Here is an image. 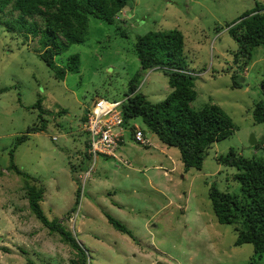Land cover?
<instances>
[{
	"label": "rangeland",
	"instance_id": "374dc122",
	"mask_svg": "<svg viewBox=\"0 0 264 264\" xmlns=\"http://www.w3.org/2000/svg\"><path fill=\"white\" fill-rule=\"evenodd\" d=\"M254 1L264 5V0H130L112 25L88 17L84 41L55 58L63 68L69 55L79 56L78 71L62 81L40 60L37 39L7 29L10 16L2 9L0 264H80L75 251L30 212L26 184L42 189L43 215L69 232L84 251V264H264V255L255 257L249 244L233 245V225L216 223L207 198L210 184L240 196L236 170L216 163L217 156L228 149L242 157L254 154L251 135L264 155V124H254L251 117L254 103L262 99L264 47L252 50L251 61L237 73L242 86L233 88L230 75L243 60L233 63L236 44L225 27ZM170 30L182 34V56L194 77L190 108L214 104L236 130L210 146L200 170L183 172L178 151L162 146L135 118L129 125L140 128L150 146L135 144L126 130L115 158L97 156L92 164L83 156L81 118L98 98L123 99L135 74L146 101L163 100L170 91L167 77L158 69L140 70L133 43L147 32ZM41 123L42 129L30 133L12 156L28 176L23 178L8 167L7 152L16 136ZM105 215L131 238L115 231Z\"/></svg>",
	"mask_w": 264,
	"mask_h": 264
},
{
	"label": "trees",
	"instance_id": "16d2710c",
	"mask_svg": "<svg viewBox=\"0 0 264 264\" xmlns=\"http://www.w3.org/2000/svg\"><path fill=\"white\" fill-rule=\"evenodd\" d=\"M129 1L0 0V12L2 9L8 11L10 20L5 24L8 30L23 39H37L41 47L40 60L54 73L55 79L62 81L66 73L78 71L79 56L69 55L63 68L56 65L55 58L70 45L84 41L88 17L112 25L114 17ZM225 27L228 36L236 44L233 63L237 64L239 58L243 60L241 66L237 64L238 68L230 75L231 86L238 89L242 85L237 81V73L251 61L255 47H264V5L254 1L252 9L226 23ZM120 35L124 36L123 30H120ZM182 48L183 37L177 30L150 31L135 37L133 51L140 70L162 71L167 77L170 91L160 102H148L137 88L135 74L128 82L127 93L124 95L128 98L121 111L125 123L139 118L162 146L175 148L179 153L182 170L186 172L189 169L200 170L210 146L231 136L236 127L228 115L214 104L197 110L190 108V103L196 96L194 77L186 69ZM260 90L262 99L254 103L251 111L254 124H264V78L260 82ZM39 104L38 100L32 107L38 108ZM60 113L64 114V111L61 110ZM84 121L85 115L81 118V123ZM42 127L41 123L40 126L27 128L14 138L7 152L8 167L23 178L28 176L12 163L13 153L30 133L39 132ZM125 132L126 130L120 136L122 142L117 145L123 143ZM84 144L86 145V137ZM251 147L255 153L249 157L239 156L233 149H228L224 155L215 159L216 163L236 170L233 180L239 185L240 196L220 192L214 184H210L207 198L216 223L233 225L236 232L233 245L249 244L254 256L260 258L264 255V155L259 148L260 142H255ZM83 156L89 159L85 147ZM25 191L30 212L48 233L58 235L62 243L72 248L80 259V264H84V251L69 232L56 220H47L43 215L39 207L42 189L26 184ZM79 191L77 187L74 204L77 203ZM105 219L115 231L131 238L130 233L118 221L108 215H105ZM27 263L31 264L29 261Z\"/></svg>",
	"mask_w": 264,
	"mask_h": 264
},
{
	"label": "built area",
	"instance_id": "2783aa9c",
	"mask_svg": "<svg viewBox=\"0 0 264 264\" xmlns=\"http://www.w3.org/2000/svg\"><path fill=\"white\" fill-rule=\"evenodd\" d=\"M128 96L121 100L96 99L92 106L85 112V121L81 130L86 136L85 151L92 164L97 156L113 157L118 146L120 136L124 130H129L131 139L142 147L150 146V142L144 138L143 132L135 125L130 126L122 118V105ZM55 140V138H51Z\"/></svg>",
	"mask_w": 264,
	"mask_h": 264
},
{
	"label": "water",
	"instance_id": "95a60500",
	"mask_svg": "<svg viewBox=\"0 0 264 264\" xmlns=\"http://www.w3.org/2000/svg\"><path fill=\"white\" fill-rule=\"evenodd\" d=\"M254 142H255V140H254L253 136L251 135L249 137L248 143H249L250 146H253Z\"/></svg>",
	"mask_w": 264,
	"mask_h": 264
},
{
	"label": "crops",
	"instance_id": "0c3cea01",
	"mask_svg": "<svg viewBox=\"0 0 264 264\" xmlns=\"http://www.w3.org/2000/svg\"><path fill=\"white\" fill-rule=\"evenodd\" d=\"M82 128V127H81ZM82 131V130H81ZM54 141V140H53Z\"/></svg>",
	"mask_w": 264,
	"mask_h": 264
}]
</instances>
